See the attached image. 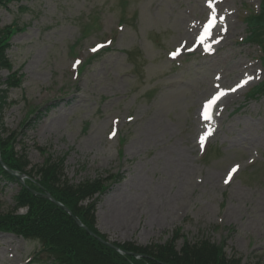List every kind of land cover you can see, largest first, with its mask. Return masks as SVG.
<instances>
[{"label":"rangeland","instance_id":"obj_1","mask_svg":"<svg viewBox=\"0 0 264 264\" xmlns=\"http://www.w3.org/2000/svg\"><path fill=\"white\" fill-rule=\"evenodd\" d=\"M260 4L24 0L0 8L1 27L23 30L9 43L22 82L5 100L0 134L15 136L30 167L46 157L38 149L63 158L72 184L118 175L95 213L113 245H163L179 231L177 249L206 239L242 264H264V95L248 101L264 82V61L244 41L246 17ZM212 17L234 27L207 54L195 43ZM233 86L238 93L218 106L203 146L195 120ZM18 191L0 179V214L13 211ZM38 249L0 234V264H52L35 257Z\"/></svg>","mask_w":264,"mask_h":264},{"label":"trees","instance_id":"obj_2","mask_svg":"<svg viewBox=\"0 0 264 264\" xmlns=\"http://www.w3.org/2000/svg\"><path fill=\"white\" fill-rule=\"evenodd\" d=\"M13 1L21 0H0V7H6ZM245 22L248 28L246 42L257 45L264 56V0L260 11L246 17ZM19 30L16 25L0 28V72L11 73L13 70L7 51L11 38ZM17 74L13 72L4 81L0 79V113L7 105L5 100L10 90L20 88L21 77ZM262 94L264 83L253 89L249 98ZM14 137L13 134H0V161L3 164L0 163V179L19 186L13 211L0 214V234L36 242L39 251L35 257L43 255L52 264H242V259L228 257L223 245H215L206 239L189 243L183 238L182 247L177 249L175 241L180 237L179 231L174 233L175 238L172 236L163 245L141 247L131 243H111L119 251L105 245L101 241L106 242L107 237L100 234L95 226L96 206L100 197L109 190L106 183L119 181V176L72 184L64 174L63 158H54L47 155L45 149H38L46 157L40 166L30 167L27 150H16ZM5 168L18 175H26L24 184L21 185ZM43 192L68 209L83 227L77 226L63 209L44 199ZM20 209L24 214L17 213Z\"/></svg>","mask_w":264,"mask_h":264},{"label":"bare ground","instance_id":"obj_3","mask_svg":"<svg viewBox=\"0 0 264 264\" xmlns=\"http://www.w3.org/2000/svg\"><path fill=\"white\" fill-rule=\"evenodd\" d=\"M216 3H219V1H216ZM214 11H215V9L212 10V15H214V13H213ZM229 26H230V28H232V27H234V24L232 22L230 23L228 18L224 17L223 20L221 18H219V20L217 21V25L212 30V33H208L207 36H205V35L203 36L204 38H206L205 44L210 43L211 45H214V44L221 45L225 41L226 36L228 35V30L230 29ZM195 32H197V30L194 31V33ZM200 35H201V33L199 34V36ZM203 37H202V40H203ZM186 44H188V43H186ZM255 75H256V72L252 73V76H255ZM248 76H251V75H248ZM235 87L236 86H233L230 90H227L225 92L223 99L221 101V104H224L225 102H228V101L230 102L233 99V96L237 95V93L233 94V91H232V89ZM59 101H60L59 99L53 100V102H55L54 104L61 103ZM205 113H206V111H205ZM211 114H212V111H211ZM214 117L215 116H213L212 120H210L209 122L213 121ZM199 118L195 120V124H196L197 129L200 127V132H201V134H203L208 129L209 122L202 121V119H201L202 116Z\"/></svg>","mask_w":264,"mask_h":264},{"label":"snow or ice","instance_id":"obj_4","mask_svg":"<svg viewBox=\"0 0 264 264\" xmlns=\"http://www.w3.org/2000/svg\"><path fill=\"white\" fill-rule=\"evenodd\" d=\"M209 7L211 8L212 7V5L211 4H209ZM215 20V17H212L211 18V21H210V24H209V27H206L205 28V36H207V34H208V32H209V30H210V27L211 26H214L213 25V21ZM203 42V40H201V43ZM207 50V49H206ZM177 53H173V55H176ZM247 81H245V83H246ZM242 86V85H241ZM235 89H233V91H234ZM225 93H223V92H221L218 96H216V97H214L213 99H212V101L210 102V104L209 105H207L206 107H210L212 104H215V101L217 100V99H219V96H221V95H224ZM205 118H207V116H205ZM232 171L233 172H235L236 171V169H232Z\"/></svg>","mask_w":264,"mask_h":264},{"label":"water","instance_id":"obj_5","mask_svg":"<svg viewBox=\"0 0 264 264\" xmlns=\"http://www.w3.org/2000/svg\"><path fill=\"white\" fill-rule=\"evenodd\" d=\"M16 176V175H15ZM16 178L20 181V182H22V179H23V177H20V176H16ZM43 197L45 198V199H48V200H50V201H52V202H54L53 200H52V198L48 195V194H44L43 195ZM56 205H58V206H60V207H62L61 205H59L58 203H56V202H54ZM67 213H69L68 212V210L66 209V208H64V207H62ZM70 214V213H69ZM72 218H73V220H74V222L78 225V226H82V224L80 223V221L76 218V217H73L72 216ZM89 235H92L90 232H89ZM99 240V239H98ZM99 241H101V240H99ZM102 242V241H101ZM104 244H106V245H108V246H111L109 243H106V242H104Z\"/></svg>","mask_w":264,"mask_h":264}]
</instances>
